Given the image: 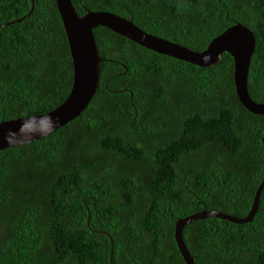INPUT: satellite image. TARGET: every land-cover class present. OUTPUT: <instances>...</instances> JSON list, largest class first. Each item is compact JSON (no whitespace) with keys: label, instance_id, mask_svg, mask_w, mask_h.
I'll list each match as a JSON object with an SVG mask.
<instances>
[{"label":"trees","instance_id":"16d2710c","mask_svg":"<svg viewBox=\"0 0 264 264\" xmlns=\"http://www.w3.org/2000/svg\"><path fill=\"white\" fill-rule=\"evenodd\" d=\"M72 1L198 51L247 26L249 92L264 102V0ZM95 38L103 60L87 109L0 150V264H110L112 252L114 264H187L177 221L245 217L264 181V115L239 100L229 53L200 67L107 27ZM73 79L56 0H0V122L56 108ZM184 239L196 264H264V190L251 222L196 220Z\"/></svg>","mask_w":264,"mask_h":264},{"label":"water","instance_id":"95a60500","mask_svg":"<svg viewBox=\"0 0 264 264\" xmlns=\"http://www.w3.org/2000/svg\"><path fill=\"white\" fill-rule=\"evenodd\" d=\"M71 51L74 79L69 96L56 108L37 115L0 122V150L27 144L50 135L79 117L89 106L100 86L101 61L95 29L107 27L143 47L200 67L216 66L224 53L234 59L235 87L242 105L254 114L264 115V102H257L249 92V70L257 45L255 33L237 23L213 38L202 51L171 41L137 26L133 21L108 11L86 10L80 15L72 0H56ZM34 9L31 10V13ZM22 18L19 19L21 21ZM264 142V138H263ZM264 181L259 185L250 212L238 217L218 210H204L180 218L176 223L175 238L187 264H196L185 239V227L200 219L215 217L245 224L251 222L259 210ZM90 224V218L88 219ZM113 240V239H112ZM110 264H114L113 252Z\"/></svg>","mask_w":264,"mask_h":264},{"label":"clouds","instance_id":"9594fccd","mask_svg":"<svg viewBox=\"0 0 264 264\" xmlns=\"http://www.w3.org/2000/svg\"><path fill=\"white\" fill-rule=\"evenodd\" d=\"M83 16V15H82ZM193 256V255H192ZM195 260V259H194Z\"/></svg>","mask_w":264,"mask_h":264}]
</instances>
